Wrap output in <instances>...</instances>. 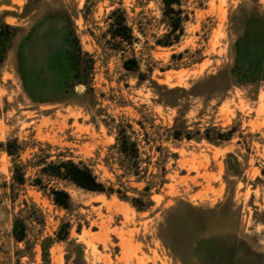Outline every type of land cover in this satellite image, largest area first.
Returning <instances> with one entry per match:
<instances>
[{
	"label": "rangeland",
	"instance_id": "1",
	"mask_svg": "<svg viewBox=\"0 0 264 264\" xmlns=\"http://www.w3.org/2000/svg\"><path fill=\"white\" fill-rule=\"evenodd\" d=\"M26 1L0 0V24H8L10 29L6 31L11 34L0 63V141L17 137L50 143L74 160L90 163L101 180L112 179L103 159L113 137L101 119L122 117L137 128L134 121L141 114H149L155 115V124L170 125L177 111L154 103L148 80L138 84L122 68L120 54L100 47L85 32L89 28L95 35L100 34L102 19L111 8L110 0H90L88 21L84 23L80 14L74 19L82 48L95 59L93 110H98V115L92 120L91 113L71 103L33 102L22 88L18 55L24 53L22 58L33 62L44 60L47 50L56 44L59 25L51 26L46 39L39 29L42 17L60 6L68 11L81 10L85 0H43L49 4L41 3L40 9L21 18ZM113 1L117 5L118 0ZM120 1L139 39L133 49L141 72L148 75L151 68V78L169 88H188L199 77L231 65V45L240 31L230 16L238 7H255L264 15V0H182L183 35L179 42L163 47L154 44V39L165 32L159 0ZM173 54L179 55L172 58ZM176 96L179 111L188 124H234L236 131L221 146L205 141L163 143L177 158L167 154V182L151 195L153 203L145 211H137L115 195L95 194L72 186H66L71 199L68 211L56 207L29 186H14L15 194L11 196L15 198L10 201L11 163L0 151V264H40L38 245L30 257L22 256L24 244L11 236L14 218L24 215L19 211L22 198L31 199L44 214L41 229L28 223L29 243L39 235H53L59 222L68 220L69 242L82 246V258L77 259L73 243H54L49 248L51 264H229L231 256L240 264H264V224L254 220L255 216H263L264 210V81L235 86L212 97L184 93ZM226 153H232L239 163L237 176L225 173ZM28 154L29 150L22 158ZM149 170L154 171L152 166ZM130 184L138 188L143 185ZM226 200L227 204L218 206ZM179 201L206 211L196 218L186 211L175 212L163 233L171 246L168 248L159 238L161 227L169 207ZM196 238L214 241L215 251L210 259L194 255L191 241Z\"/></svg>",
	"mask_w": 264,
	"mask_h": 264
},
{
	"label": "trees",
	"instance_id": "2",
	"mask_svg": "<svg viewBox=\"0 0 264 264\" xmlns=\"http://www.w3.org/2000/svg\"><path fill=\"white\" fill-rule=\"evenodd\" d=\"M111 8L104 15L103 30L95 35L92 30L86 28L85 32L97 41L100 47H105L111 52L120 54L121 66L134 76L138 84L144 80L152 85L151 90L155 98L153 102L162 106L175 108L177 114L170 125L154 123V116L141 114L140 119L134 121V128L130 121L122 117H110L101 119V123L107 128L108 134L113 137V142L107 147V154L103 159V165L111 173L112 179L101 180L95 173L90 163L84 160H74L65 151L47 142L19 140L17 137H8L0 141V151L10 158L11 182L9 187V200L14 201V186L24 188L29 186L45 196L56 207L65 211L71 208V199L66 186L91 192L95 194L115 195L118 199L129 203L137 211H145L152 205L151 195L158 193L164 183L167 182L165 161L167 154L177 158L175 152H170L163 143L177 145L185 141H205L213 146H221L230 141L236 131V125L221 127L216 124H208L203 127L196 123L188 124L183 114L179 111L177 93L190 96L206 94L210 97L222 94L235 86L257 84L264 81V15L253 7L247 9L244 6L230 16L233 25L240 31L233 41L232 63L218 69L215 73L207 74L196 79L188 88L167 87L157 84L149 74L141 72L139 60L134 54L133 45L138 42L134 33L133 24L129 22L128 15L121 1L110 0ZM90 0H85L81 10L68 11L64 6L58 7L53 12L49 11L42 17L39 29L44 38L49 39L51 26L58 24L57 41L52 50H47L45 59L33 62L18 55L17 71L22 81V88L29 98L36 103H71L81 107L85 112L91 113L94 120L98 110H93L96 104V96L92 86V78L95 71L94 56L84 50L76 33L74 19L81 15L84 23L88 21L90 12ZM161 21L165 26V32L154 39V44L168 47L179 42L183 35L182 0H159ZM43 0H27L19 17L24 18L28 13L40 9ZM10 26L0 24V63L4 60L11 34L6 30ZM140 31V30H138ZM142 33V32H140ZM30 50V54H31ZM129 51V55L126 52ZM179 54L172 55V58ZM163 70V69H161ZM81 85L83 91L76 90ZM29 150L28 157L22 158V154ZM155 157V160L152 158ZM233 159L231 163L228 160ZM152 166L154 171H150ZM239 163L232 153H226V175H238ZM263 172V171H261ZM258 179V178H257ZM130 182L143 183L141 188L133 186ZM229 181H227V184ZM255 185L252 184V188ZM228 200L219 203L218 206L227 204ZM19 211L24 215L16 216L12 223L11 236L16 242L24 244L20 252L22 256L28 255L38 245L40 264H51L49 248L58 242L73 243V251L77 259L82 258V246L80 243L69 242L71 224L68 220L61 221L57 225L53 235H45L36 238L35 242L27 240L28 223L44 226V214L31 200L22 198ZM254 209L256 207L254 206ZM213 211L214 209H208ZM186 211L195 217L204 213L199 206L189 202L179 201L177 205L169 207L167 216L161 227L159 238L168 248L164 238V230L169 225L175 212ZM256 215H259L255 211ZM263 216H255L256 222L264 224ZM201 217V216H199ZM79 231V227L76 228ZM194 255L204 256L210 259L215 251V243L211 239L196 238L191 241ZM28 251V252H27ZM28 253V254H26ZM229 264H240L239 259L230 257Z\"/></svg>",
	"mask_w": 264,
	"mask_h": 264
},
{
	"label": "water",
	"instance_id": "3",
	"mask_svg": "<svg viewBox=\"0 0 264 264\" xmlns=\"http://www.w3.org/2000/svg\"><path fill=\"white\" fill-rule=\"evenodd\" d=\"M76 90L79 91V92H81L82 91V86L81 85H77L76 86Z\"/></svg>",
	"mask_w": 264,
	"mask_h": 264
}]
</instances>
